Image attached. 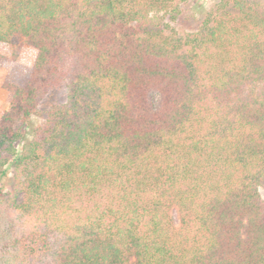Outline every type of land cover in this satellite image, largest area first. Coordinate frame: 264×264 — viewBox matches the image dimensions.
Masks as SVG:
<instances>
[{"label": "trees", "instance_id": "trees-1", "mask_svg": "<svg viewBox=\"0 0 264 264\" xmlns=\"http://www.w3.org/2000/svg\"><path fill=\"white\" fill-rule=\"evenodd\" d=\"M186 1L0 0V41L36 51L0 119L8 264H264V0L181 33Z\"/></svg>", "mask_w": 264, "mask_h": 264}, {"label": "rangeland", "instance_id": "rangeland-1", "mask_svg": "<svg viewBox=\"0 0 264 264\" xmlns=\"http://www.w3.org/2000/svg\"><path fill=\"white\" fill-rule=\"evenodd\" d=\"M221 0H187L181 5L178 18L170 19L171 23L181 32L186 33L194 31L202 24L206 15L214 8V6ZM14 45H20L19 37L14 39ZM15 50V49H14ZM10 49L8 43L0 41V52L8 54V58L0 63V119L2 115L10 108L11 94L5 87V82L8 76L12 73L22 75L33 66L36 57L35 49L31 47H22L16 57L11 56L14 51ZM67 98L66 85L55 86L44 96L41 100L38 110L33 115L30 121L29 131H27L26 137L17 143L18 149L21 150L22 145L32 136V129L45 122L46 111L54 103L64 102ZM12 159V157L10 156ZM8 166V167H7ZM7 177L12 189L17 192L18 177L11 166L6 164ZM260 192L264 198V186L260 187ZM177 213L175 211V218ZM21 226L17 223H13L6 216L3 208L0 209V264H8L10 258H13L12 246L16 242L17 235Z\"/></svg>", "mask_w": 264, "mask_h": 264}]
</instances>
